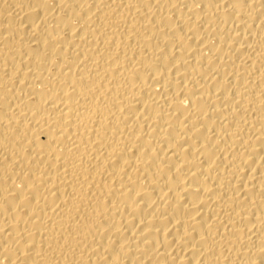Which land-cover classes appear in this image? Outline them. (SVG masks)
<instances>
[{
  "label": "bare ground",
  "instance_id": "obj_1",
  "mask_svg": "<svg viewBox=\"0 0 264 264\" xmlns=\"http://www.w3.org/2000/svg\"><path fill=\"white\" fill-rule=\"evenodd\" d=\"M0 264H264V0H0Z\"/></svg>",
  "mask_w": 264,
  "mask_h": 264
}]
</instances>
